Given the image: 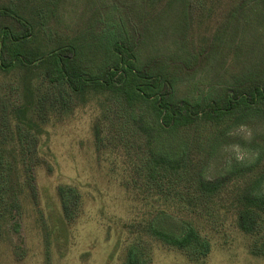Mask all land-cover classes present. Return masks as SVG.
Instances as JSON below:
<instances>
[{
  "label": "trees",
  "instance_id": "trees-1",
  "mask_svg": "<svg viewBox=\"0 0 264 264\" xmlns=\"http://www.w3.org/2000/svg\"><path fill=\"white\" fill-rule=\"evenodd\" d=\"M66 1L40 0L33 17L15 0L0 8V74L13 78L9 87L0 85V243L21 233L28 204L36 202L35 171L46 128L73 106L96 103L101 107L94 127L97 144L115 143L127 160L124 170L131 169L144 191L165 203L177 200L178 213L184 214L157 210L148 224L153 238L185 252L192 262L201 261L212 248L203 225L231 217L247 237L249 253L264 259V68L231 86L180 98L176 72L161 62L141 61V31L118 8L97 22L98 29L113 26L102 31L108 44L91 46L89 58L81 60L84 44L60 36L52 25L61 20ZM129 1L134 9L137 2ZM223 5L227 12L220 29L244 14L264 18V0H186L184 7L210 17ZM40 37L43 50L34 46ZM255 123L263 125L260 135L253 132L255 161L236 165L223 177L205 176L204 149L192 157L188 153V134L196 144L213 147L233 128ZM58 195L67 226L77 218L72 207L78 193L61 186ZM167 218H180L181 225ZM127 264H145L141 251L131 248Z\"/></svg>",
  "mask_w": 264,
  "mask_h": 264
},
{
  "label": "rangeland",
  "instance_id": "rangeland-1",
  "mask_svg": "<svg viewBox=\"0 0 264 264\" xmlns=\"http://www.w3.org/2000/svg\"><path fill=\"white\" fill-rule=\"evenodd\" d=\"M135 1L133 9L129 0H67L61 20H53L52 25L61 31L60 36L84 44L80 58L86 60L91 46L108 44L110 39L102 31L114 29L108 25L98 29L97 22L118 8L120 15L141 31V61L161 62L176 72L178 95L183 99L231 86L247 73L264 68V18L244 14L220 29L225 5L209 17L196 7L187 13L186 0ZM15 3L28 12L27 17H33L41 5L40 0ZM10 4V0H0L2 9ZM34 46L43 50L45 43L40 37ZM12 81V77L0 74V85L9 87ZM70 110L46 128L41 164L35 171L36 202L28 204L21 233L13 232L0 243V264H127L131 248L141 251L145 264H264L263 258L249 253L248 239L231 217L218 220L216 225H203L212 248L201 261L192 262L185 252L153 238L148 224L155 212L171 208L179 214L177 200L165 203L162 197L145 192L131 169L124 170L127 160L115 143L97 144L94 127L101 115L100 106L78 104ZM254 131L260 135L263 125L235 127L213 147L196 144L193 134L186 135L185 142L191 157L201 149L207 151H202L206 154L203 171L207 178L215 179L236 165L255 161L257 151L251 146ZM61 186H72L78 193L72 207L77 218L67 226L62 222ZM166 220L181 225L180 218Z\"/></svg>",
  "mask_w": 264,
  "mask_h": 264
}]
</instances>
